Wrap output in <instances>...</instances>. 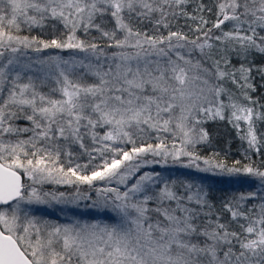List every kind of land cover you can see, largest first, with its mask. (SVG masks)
I'll return each mask as SVG.
<instances>
[{
    "label": "snow or ice",
    "instance_id": "6c2138e0",
    "mask_svg": "<svg viewBox=\"0 0 264 264\" xmlns=\"http://www.w3.org/2000/svg\"><path fill=\"white\" fill-rule=\"evenodd\" d=\"M0 264H264V0H0Z\"/></svg>",
    "mask_w": 264,
    "mask_h": 264
},
{
    "label": "trees",
    "instance_id": "16d2710c",
    "mask_svg": "<svg viewBox=\"0 0 264 264\" xmlns=\"http://www.w3.org/2000/svg\"><path fill=\"white\" fill-rule=\"evenodd\" d=\"M205 2L210 3L211 0H205ZM36 34H37L36 32H33V35ZM209 127L210 130H212L218 136V139L212 147H203L201 149L202 154L210 155L214 150L221 151V157L225 158L229 164H232L235 160L242 159V155H241L242 150L240 149V142L234 138V133H232L231 130H226L223 128V126L216 124H210ZM229 140L231 141L230 148L227 143ZM149 159H151V157H149ZM254 159H256V161L259 162L260 158L255 157ZM83 160L80 159L78 162L84 164L85 160L84 161ZM212 179L215 181L214 187L216 189V191L214 192V199H219L220 197L240 187L234 183H229L228 178L225 177H215ZM44 190L65 192L66 194H74L76 188L74 186H67V185H45ZM240 190H244V189L241 188ZM80 191L82 193H87L90 192L91 190L86 185H82L80 186ZM93 193L94 191L91 192V194Z\"/></svg>",
    "mask_w": 264,
    "mask_h": 264
},
{
    "label": "rangeland",
    "instance_id": "374dc122",
    "mask_svg": "<svg viewBox=\"0 0 264 264\" xmlns=\"http://www.w3.org/2000/svg\"><path fill=\"white\" fill-rule=\"evenodd\" d=\"M48 54H52V55L59 54V55H62L64 58H68V56H69V52L68 51L60 52L59 50H47L42 55H48ZM29 55H35V54L34 53H29ZM81 159L82 160L84 159L85 163L88 160V158L86 156H85V158L82 157ZM95 163L99 164V163H102V161L97 159L95 161ZM153 167H155L157 171H163L165 175H171L173 177H180V176H183V175H187L190 172V170L182 169L180 167L170 166L168 168H161L160 166H155V165L145 167L143 170L144 171H151ZM193 174L197 175V176L202 175V174H195V173H193ZM113 186H115V185H113ZM92 195H93V197H95V192ZM39 214L43 215V216H46V217H48V218H50L52 220H56V219L59 218L61 220V222L64 221V213H62L60 211L59 206H54L52 208H47V209H41V212ZM97 218L100 219L101 217H97Z\"/></svg>",
    "mask_w": 264,
    "mask_h": 264
}]
</instances>
